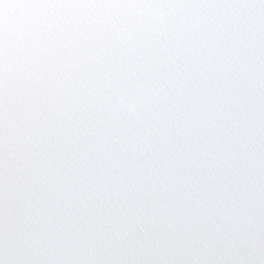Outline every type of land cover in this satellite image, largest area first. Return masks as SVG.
Listing matches in <instances>:
<instances>
[{"label": "water", "instance_id": "water-1", "mask_svg": "<svg viewBox=\"0 0 264 264\" xmlns=\"http://www.w3.org/2000/svg\"><path fill=\"white\" fill-rule=\"evenodd\" d=\"M119 93L136 109H115ZM5 106L0 185L23 213L5 217L6 260L20 244L95 264L249 251L264 213V0H0Z\"/></svg>", "mask_w": 264, "mask_h": 264}, {"label": "snow or ice", "instance_id": "snow-or-ice-1", "mask_svg": "<svg viewBox=\"0 0 264 264\" xmlns=\"http://www.w3.org/2000/svg\"><path fill=\"white\" fill-rule=\"evenodd\" d=\"M11 195L7 201L4 196L3 186L0 185V264H95L94 261L84 260H66L58 256L50 259H44L46 250L34 247L31 244H20L14 251H10L9 258H4L3 234L5 226V217L7 215L9 224L13 221L22 222L23 213H15ZM251 246L245 255H237L223 260L220 264H264V213L256 229V233L250 237ZM119 264H183L180 261H165L157 258H145L143 260L129 258L122 259Z\"/></svg>", "mask_w": 264, "mask_h": 264}, {"label": "clouds", "instance_id": "clouds-1", "mask_svg": "<svg viewBox=\"0 0 264 264\" xmlns=\"http://www.w3.org/2000/svg\"><path fill=\"white\" fill-rule=\"evenodd\" d=\"M159 15H163V12H159ZM129 44H134V39H129ZM27 53L23 51H17L13 49L11 52L7 53L6 59H18L20 65L22 66L25 62V59L27 57ZM141 91L143 93H150L152 91L151 86L148 85H139ZM113 107L115 109H120L122 107L127 106L128 108L135 110L136 109V102L132 99L127 98V95L125 93H119L117 94L116 98L113 100ZM13 122V114L8 109V107H4L3 109H0V123L9 124Z\"/></svg>", "mask_w": 264, "mask_h": 264}]
</instances>
